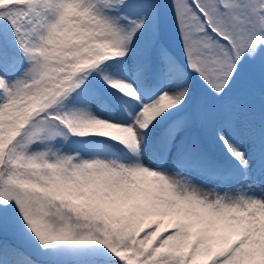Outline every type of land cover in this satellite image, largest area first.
<instances>
[{
	"label": "snow or ice",
	"instance_id": "snow-or-ice-1",
	"mask_svg": "<svg viewBox=\"0 0 264 264\" xmlns=\"http://www.w3.org/2000/svg\"><path fill=\"white\" fill-rule=\"evenodd\" d=\"M0 264H264V0H0Z\"/></svg>",
	"mask_w": 264,
	"mask_h": 264
}]
</instances>
